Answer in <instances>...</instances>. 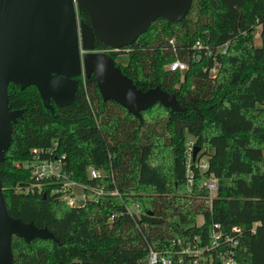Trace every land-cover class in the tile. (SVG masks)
Returning a JSON list of instances; mask_svg holds the SVG:
<instances>
[{"label": "trees", "instance_id": "1", "mask_svg": "<svg viewBox=\"0 0 264 264\" xmlns=\"http://www.w3.org/2000/svg\"><path fill=\"white\" fill-rule=\"evenodd\" d=\"M76 16L88 22L85 11L77 9ZM256 20H264V0H191L183 18H156L126 47L112 50L94 40V50L113 60L127 55L125 65L114 64L137 88L157 86L173 93L177 111L156 102L136 118L112 100H102L91 75L74 76L73 99L62 105L50 100L51 111L33 85L8 83L7 106L21 114L11 124L0 160L4 205L10 216L52 235L29 240L11 235L12 264H145L149 248L168 254L172 240L205 244L212 222L224 232L239 227L238 264H264V29L255 45ZM196 39L211 49L228 41L225 52L216 55L214 76L206 70L211 56L201 50L198 60L191 58ZM175 58L186 63L185 70L163 67ZM154 107L165 114L144 121ZM188 138L206 161L201 173L189 162L190 188L184 157ZM155 140L169 151L165 167L156 157ZM48 146L49 157H61L70 178L116 193L68 206L60 192L51 191L56 182L35 180L20 166L32 149ZM88 167L102 174L88 178ZM209 176L217 180V190L208 199L199 184ZM131 202L139 208L134 217L125 212ZM207 256L210 263L204 264H220L214 252ZM174 257L172 264H185L186 255L180 263Z\"/></svg>", "mask_w": 264, "mask_h": 264}, {"label": "water", "instance_id": "2", "mask_svg": "<svg viewBox=\"0 0 264 264\" xmlns=\"http://www.w3.org/2000/svg\"><path fill=\"white\" fill-rule=\"evenodd\" d=\"M191 0H0V160L7 150L11 124L21 110L7 106L6 86L33 85L44 107L73 99L74 76L93 77L102 100H112L128 113L156 102L177 111L175 95L157 86L137 88L121 73L112 57L94 50V40L112 49L131 44L156 18L178 21ZM87 13L88 22L76 10ZM264 123V118L262 120ZM198 146H193L191 160ZM78 201L77 206L82 205ZM16 235L52 238L45 228L10 216L0 188V264H12L9 240Z\"/></svg>", "mask_w": 264, "mask_h": 264}, {"label": "built area", "instance_id": "3", "mask_svg": "<svg viewBox=\"0 0 264 264\" xmlns=\"http://www.w3.org/2000/svg\"><path fill=\"white\" fill-rule=\"evenodd\" d=\"M256 29H258V33L261 29H264V20L261 22L257 21L252 33L255 32ZM168 43L173 49L171 39ZM227 45L228 41H225L211 49L206 41L196 39L190 47L191 58L198 60L200 58L199 51L201 50H203L205 55L211 56L212 63L210 67L206 68V70L209 75L214 76L218 67L216 55L223 54ZM164 68L170 71L181 72L186 69V63L178 58H175L166 63ZM260 105L264 106V99L261 101ZM54 145L55 143L52 144V146ZM193 146V139H186L184 142V157L186 161L185 181L188 188H190L194 182V175L189 168V162H194L199 173L206 169L205 158H199L197 156L198 152L196 153L195 159L191 160V151ZM51 154V146L32 149L30 155L31 158L21 162L20 166L28 169L31 177L35 180L52 179L56 182L58 186L52 188L51 191L60 192L62 194V198L68 206H77L80 199L84 202L85 199L96 200L100 195L108 192L109 194L116 193V190H105L103 185L88 186L73 180L63 171L62 162L60 160L61 157L58 158V156H54L50 158L49 156ZM101 174L102 172L100 170L93 167H88L86 169V175L88 178H95ZM199 186L207 191L209 199L214 196L217 190V180L214 177L209 176L202 179ZM75 190L76 194H74ZM125 212L130 217L136 216L139 213L138 204L131 202L129 205H125ZM112 217L113 215H110L109 218ZM239 234L240 229L237 226H233L229 232H224L218 223L212 222L207 233L208 238L205 244L197 246L194 243L189 245V243L183 244L180 240H172V246L168 254L149 248L145 258V264H172L173 256H175L174 258H177L176 261L180 263L183 262L184 255H186L185 264H204V262L210 263L209 257L207 256L210 251L217 255L220 264H238L235 259V246L237 244V237ZM174 245H179V248L174 247Z\"/></svg>", "mask_w": 264, "mask_h": 264}, {"label": "rangeland", "instance_id": "4", "mask_svg": "<svg viewBox=\"0 0 264 264\" xmlns=\"http://www.w3.org/2000/svg\"><path fill=\"white\" fill-rule=\"evenodd\" d=\"M253 43L255 45L259 44L258 29H256L255 32H253ZM114 62L118 63L120 65H125L127 62V55L125 53H119V54L115 55ZM164 114H165V112L160 107H154L151 111H149L146 115H144L143 119H144V121H146V120L151 121L157 117L163 116ZM262 116H263V112L257 113L258 118H261ZM187 137L188 136L186 135L185 138H187ZM155 141H156L157 146H158L156 151H155L156 157L161 162V164L165 167L168 163V160H169V151L167 148H165V146H163L160 143L159 140H155ZM263 147H264V145H263ZM200 157H202L201 159L204 158V156H200ZM74 194H76V190H75ZM200 221H201V218L197 217L196 223H199Z\"/></svg>", "mask_w": 264, "mask_h": 264}]
</instances>
